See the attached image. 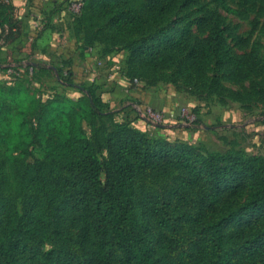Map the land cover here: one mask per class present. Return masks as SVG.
I'll return each instance as SVG.
<instances>
[{"label": "trees", "instance_id": "obj_1", "mask_svg": "<svg viewBox=\"0 0 264 264\" xmlns=\"http://www.w3.org/2000/svg\"><path fill=\"white\" fill-rule=\"evenodd\" d=\"M199 1L83 0L75 34L90 31L80 44L84 52L122 45L159 79H183L242 105L260 102L257 84L239 89L223 81L264 67L258 49L233 52L217 12L202 6L193 18ZM196 24L205 37H194ZM22 30L15 6L0 0V47ZM11 65L32 67L33 77L60 71L19 59L0 69ZM76 87L77 99L58 93L42 100L32 82H0V264H264L263 154L151 137L129 121L109 127L98 85ZM175 172L164 190L137 193L140 174ZM77 241L92 246V254L81 253Z\"/></svg>", "mask_w": 264, "mask_h": 264}, {"label": "rangeland", "instance_id": "obj_2", "mask_svg": "<svg viewBox=\"0 0 264 264\" xmlns=\"http://www.w3.org/2000/svg\"><path fill=\"white\" fill-rule=\"evenodd\" d=\"M70 1L67 0V3ZM228 1L244 13L242 15L229 13L215 0H200L199 6L193 8V18L201 16L200 9L202 6L212 12H217L221 16L226 39L233 52L243 55L255 46L258 49L259 57L264 60V3L259 2L255 9H249L251 0ZM28 3L25 12L28 13V18L31 17L30 19L33 20L38 11L34 8V0H29ZM50 9L44 10L45 20L50 14ZM65 17L72 34L76 35L74 14L67 11ZM28 18L23 19V31L27 37L30 28L29 23H31ZM82 34L84 38L78 36L81 37L80 41L83 42L85 39L87 43V35L91 34L90 31L86 29L82 31ZM207 34L208 31L202 30L197 24L193 26L195 38H203ZM50 40V37L43 38L38 50L40 51L44 47L45 53L53 56L48 61L45 60L44 63L53 64L55 68L59 67L60 71L56 74L39 71L37 76L33 77V74L30 75L28 72H23V75L20 76H7L3 73L5 69H0V82L6 84L24 83L26 86L32 82L33 93L42 100H48L58 93L73 99L82 96V92L78 90L76 85L91 84V80L86 79L87 77L82 79L78 76L79 74H76L74 63L71 61L72 58L65 55L59 56L57 53L47 50L46 45L50 43ZM29 43L32 46L33 40H29L27 44ZM15 44L20 45L17 41L4 50L0 49V63L8 65L17 59H25L27 63L38 60L32 57L30 53H26L23 58L16 56L9 58L12 48L16 47ZM113 45L109 44L105 49L103 44H97L88 52H84L82 49L78 51L83 60L79 66H82V72H87V74L92 72L94 62L98 64L99 60H103V76L99 78L100 84L96 85H98L97 92L104 100L105 111L111 112L110 116L105 118L109 127H113L120 121H129L139 131L151 137L178 140L218 153L234 152L241 149L247 153L264 155V67L262 64L258 70L248 72L246 77L241 80L223 76V81L230 87L244 89L257 84L261 89L262 100L260 102L242 105L239 102L224 100L217 95H208L186 84L183 79L176 81L159 79L156 76V71L143 69L139 61H131L129 52L122 45ZM91 58L93 60L89 61ZM106 73H112L110 75H114L113 78L116 79L122 77L130 84H134L132 82L133 76L141 77L140 81H134L138 83V89L145 91V96L144 94L141 96L138 93V95L131 93L128 98L126 96L116 97L113 95L115 88L112 86H109L108 89L102 87V84L108 82L104 76ZM220 73L222 72L220 71ZM147 93L149 100L146 99L148 98ZM115 99H118L119 103L114 104ZM148 107L163 112L166 120L153 123L143 118ZM86 125L91 132V125L88 123ZM60 174L71 175L72 171L62 169ZM176 174V172L167 175L142 173L137 178V193L140 194L147 190L162 191L173 182ZM19 204L20 208L23 209L24 200H19ZM75 231L77 232V229ZM45 247L51 248L52 244L45 243ZM76 248L81 253L92 254V246L83 244L81 241H77Z\"/></svg>", "mask_w": 264, "mask_h": 264}, {"label": "crops", "instance_id": "obj_3", "mask_svg": "<svg viewBox=\"0 0 264 264\" xmlns=\"http://www.w3.org/2000/svg\"><path fill=\"white\" fill-rule=\"evenodd\" d=\"M28 1L29 0H11V3L16 8V15L22 20L28 18L27 16L28 13L25 12V10L27 9V5L29 4ZM34 3H35L34 8L36 9V11H38L37 12L38 14H35V19L33 20L30 19L31 17L28 18L31 21V23H29L30 28L28 31L29 32L28 37L25 36V32L22 30L21 36L17 39L20 45L18 46L15 44L14 46L16 47L12 46L13 48L11 54L9 55V58L11 56L23 58L26 53H30L32 57L38 60L28 61V63L33 65L42 63V64H47L52 68H55L53 64L44 63L53 56L51 54L45 53L44 47H42L43 48L42 50L40 51L38 50L41 46L40 42L42 41V39L43 38L47 39V37H50L51 38V40L49 41L50 43H47L48 45H46L47 50L57 53L59 56L65 55L67 57L72 58L71 61L74 63V69L76 70L75 72L76 74H79L78 76L80 78L84 79L87 77L86 79L91 80V83L97 82L96 84H100L99 78H102L101 76H103L102 74L104 70L103 60H99L98 64L94 62L92 72H89L88 74L87 72H82L83 67L79 66L80 62H83L81 55L78 53L79 49H81L80 44H82V41H80L76 37V35L72 34L69 23L65 19L66 18L65 15L67 11H70L68 7L69 3H67V0H34ZM55 5L57 6L55 7ZM47 8H51V9L49 16L45 20L44 10ZM29 40L31 41L33 40L32 46L30 45V43L27 44ZM17 41H15L14 43H16ZM8 46H10V44L5 46L3 45L0 47V49L4 50ZM91 60L93 59L92 58L89 59V61ZM22 61L27 62L25 59H22ZM108 74L106 73L104 75L105 79L108 82L104 85L102 84V87H104L105 89L110 88L109 86L115 88V93H113V95H115L116 97L126 96L128 98V96L131 93L132 94L138 93L141 94V96H143L144 94L145 96V91L142 89H138V83L130 84L126 79H122V77L116 79L113 78L114 75L113 76L110 75L112 73H108ZM112 87L111 89H113ZM147 96L148 98L146 99L149 100L148 93ZM113 103L117 104L119 103V100L115 99Z\"/></svg>", "mask_w": 264, "mask_h": 264}, {"label": "built area", "instance_id": "obj_4", "mask_svg": "<svg viewBox=\"0 0 264 264\" xmlns=\"http://www.w3.org/2000/svg\"><path fill=\"white\" fill-rule=\"evenodd\" d=\"M11 2V0H8ZM40 5V4H39ZM83 6V0H71L68 4V7L70 9V11L74 14L77 15L81 12ZM30 64V63H28ZM23 72L26 73L28 72L30 75L33 74V68L32 67H25V66H14L11 65L7 68H5L4 72L5 75L7 76H14V75H23ZM136 82H138V79H135ZM145 116L143 118L153 122V123H157L160 122L162 120H166L165 118V114L161 111H157L155 109H153L152 107H148L145 111Z\"/></svg>", "mask_w": 264, "mask_h": 264}]
</instances>
